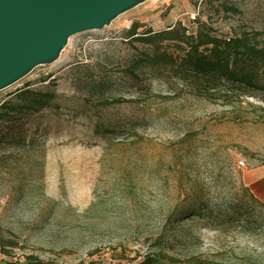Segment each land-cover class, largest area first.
<instances>
[{
  "label": "rangeland",
  "instance_id": "1",
  "mask_svg": "<svg viewBox=\"0 0 264 264\" xmlns=\"http://www.w3.org/2000/svg\"><path fill=\"white\" fill-rule=\"evenodd\" d=\"M199 21L264 45V0H145L0 90L16 108L0 119L8 262L264 264V205L244 183L264 162V63L253 85L193 83L162 63L128 70L153 52L127 37L133 24L191 33ZM25 86L54 98L27 109L15 98Z\"/></svg>",
  "mask_w": 264,
  "mask_h": 264
},
{
  "label": "water",
  "instance_id": "2",
  "mask_svg": "<svg viewBox=\"0 0 264 264\" xmlns=\"http://www.w3.org/2000/svg\"><path fill=\"white\" fill-rule=\"evenodd\" d=\"M145 0H0V90L50 64L68 39L101 29Z\"/></svg>",
  "mask_w": 264,
  "mask_h": 264
},
{
  "label": "trees",
  "instance_id": "3",
  "mask_svg": "<svg viewBox=\"0 0 264 264\" xmlns=\"http://www.w3.org/2000/svg\"><path fill=\"white\" fill-rule=\"evenodd\" d=\"M198 23L196 30L191 33L177 22L166 29L148 30L141 34L137 32V24H133L126 32L127 37L151 46L153 52L142 59L134 60L128 70L135 75L136 70L143 65L153 66L162 63L178 65L179 77L184 79L186 77L184 75L187 74L193 79V83L208 81L211 78H223L229 82L253 85L257 77L253 68L258 62L264 63V45L253 46L242 38L229 40L217 38L205 22ZM163 42L172 43V48L177 52L180 51V54L163 50L161 46ZM15 98L31 110L46 106L54 98V94L36 92L25 86L15 94ZM121 101L120 98L114 99V103ZM15 109L11 100L4 101L0 104V119ZM250 196L254 201H258L251 192ZM2 252L5 253L4 250ZM25 264L53 263L28 255Z\"/></svg>",
  "mask_w": 264,
  "mask_h": 264
},
{
  "label": "crops",
  "instance_id": "4",
  "mask_svg": "<svg viewBox=\"0 0 264 264\" xmlns=\"http://www.w3.org/2000/svg\"><path fill=\"white\" fill-rule=\"evenodd\" d=\"M244 183L250 192L264 205V162L245 172ZM0 264L11 263L0 254Z\"/></svg>",
  "mask_w": 264,
  "mask_h": 264
}]
</instances>
